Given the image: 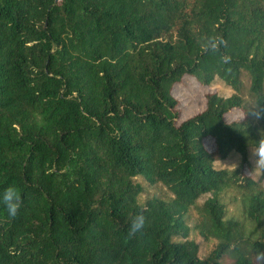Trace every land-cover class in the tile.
<instances>
[{"label": "trees", "instance_id": "1", "mask_svg": "<svg viewBox=\"0 0 264 264\" xmlns=\"http://www.w3.org/2000/svg\"><path fill=\"white\" fill-rule=\"evenodd\" d=\"M185 76L235 92L179 123ZM251 149L264 0H0V264H264Z\"/></svg>", "mask_w": 264, "mask_h": 264}, {"label": "rangeland", "instance_id": "2", "mask_svg": "<svg viewBox=\"0 0 264 264\" xmlns=\"http://www.w3.org/2000/svg\"><path fill=\"white\" fill-rule=\"evenodd\" d=\"M245 83H248L247 80ZM247 85V84H246ZM248 86H246L243 95L250 100L248 94ZM218 91L222 96H230L235 91L229 85H227L222 79L217 78L212 86H204L196 77L185 76L182 81L177 84L173 89V95L178 99L179 108L181 110V116L179 123L182 121L202 112L206 108V96L208 93ZM242 117V111L236 110L226 118L229 121L240 119ZM210 139V138H207ZM206 147L209 150H214V141L205 140ZM249 151V150H248ZM250 160L253 165L252 175L258 178L261 173V168L264 166V149H251L249 152ZM242 155L237 152H233L226 160L220 161L218 165L224 167H237L241 164ZM249 172V171H247ZM250 173V172H249ZM138 181L144 187V193L139 197L141 203H144L147 198L159 195L169 200L173 197L172 193L161 183L150 184L144 177L139 176ZM202 203V201L200 202ZM199 221L198 212L196 209H192L189 224L192 227L191 237L195 239L200 245V257L206 258L215 248L216 242L214 240H205L198 231L194 229V226Z\"/></svg>", "mask_w": 264, "mask_h": 264}]
</instances>
